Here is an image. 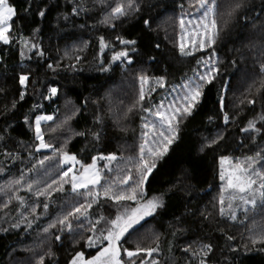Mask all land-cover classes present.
I'll use <instances>...</instances> for the list:
<instances>
[{
  "label": "trees",
  "instance_id": "16d2710c",
  "mask_svg": "<svg viewBox=\"0 0 264 264\" xmlns=\"http://www.w3.org/2000/svg\"><path fill=\"white\" fill-rule=\"evenodd\" d=\"M115 2L8 0L16 15L10 22V43H0V264H39L40 256L45 257L44 264H69L77 251L86 257L95 255L101 245L87 248L83 239L93 235L88 230L90 223L100 216L114 219L118 210L135 206L132 201L114 202L104 195L103 186L112 184L113 192L122 190L125 186L120 179L128 158L139 155L143 132H149L151 142V129L142 126L152 118L151 113L141 110V76L148 78L143 84L146 99L142 106L152 112L165 99L173 98V104H179L186 86L200 82L197 73H204L210 60L219 67V74L204 86L192 115L179 124V138L157 161L145 185L146 197L163 194L165 206L122 237L121 258L129 262L124 249L155 248L158 243V253L148 256L140 252L135 264L141 260L150 264L153 259L159 264H198V258L182 249L210 243L213 251L207 264H264V243H252L264 230V203L247 214L238 209L236 221L227 215V199L223 217L219 205L220 157L243 160L264 153V121L259 119L264 115V73L260 71L264 63V0H244L238 18L227 26L221 22L216 44L204 49L199 47L202 37L196 27L203 9L196 0H139V12L106 24L103 21L109 5L115 6ZM81 6L85 11L74 15L73 9ZM40 11L45 15L40 16ZM181 17L185 20L183 29ZM145 20L151 21L150 27L145 26ZM186 29L190 30L187 38L183 34ZM101 37L107 43L103 53ZM117 37L136 44H121ZM33 44L38 47L33 48ZM181 44L192 54L182 55ZM38 51L43 57L36 54ZM119 51H127L132 63L112 62V55ZM101 62L109 71L100 70ZM21 74L30 80L22 100ZM158 77H163V87L157 83ZM49 86L59 89L58 96L44 99ZM249 100L254 103L249 104ZM131 105L135 108L124 119ZM76 108L81 111L57 128ZM225 114L229 116L227 124ZM38 115L53 117L41 124L45 142L53 146L48 150L36 148ZM253 118L260 131H241ZM94 132L99 133V141ZM218 136L223 138L209 146ZM53 149L75 155L85 165L97 156L100 183L74 192L70 173L61 178L69 167L62 163L61 151ZM101 154H115L117 159H100ZM258 160L255 167L264 170V158ZM81 164H76V172ZM21 174V183L13 184ZM88 190L100 193L95 202L86 194ZM38 192L44 194L38 196ZM80 205H85L83 215H68ZM65 216L66 224H72L71 231L58 223L49 227ZM57 235L60 241L55 239Z\"/></svg>",
  "mask_w": 264,
  "mask_h": 264
},
{
  "label": "snow or ice",
  "instance_id": "6c2138e0",
  "mask_svg": "<svg viewBox=\"0 0 264 264\" xmlns=\"http://www.w3.org/2000/svg\"><path fill=\"white\" fill-rule=\"evenodd\" d=\"M100 3H103L104 0H99ZM196 4L200 9H203V15L196 22V27L200 30L198 35L202 38L199 41L200 49L207 47H212L216 44L217 39L220 35V24L223 22L227 26L233 19L238 18L241 9L245 7L244 0H196ZM110 7V12L105 16L104 23L111 24L115 20L121 18H126L129 15L135 14L141 10L139 0H116L115 6ZM27 11V9H26ZM80 11H85L81 6L79 9H73V14H78ZM16 15L15 9L8 3V0H0V43L5 45L10 43V30L13 17ZM40 16H44L43 11L39 12ZM180 26L183 29L185 27V20L183 17L180 18ZM191 23V21H189ZM145 26L151 25V21L145 20ZM114 27V24H113ZM23 44H27V41L20 38ZM121 44L125 45H135L136 41L134 40H124L120 37H117ZM38 47L33 44V48ZM107 47V43L104 38H100V50L103 53L104 49ZM158 47V45H157ZM135 51V49H132ZM180 52L182 55H191V52H186L183 44L180 46ZM37 55L43 57L44 53L38 51ZM23 50L21 51V56H23ZM215 55V53H213ZM77 60L80 59L79 56L76 57ZM121 61L127 60L128 63H132L131 58L128 56L127 51L115 52L112 55L111 61ZM49 68H53L52 64L48 65ZM101 71H109L108 67H104L101 62ZM219 67L216 66L213 62H209L208 69L204 73H197L199 76V81L195 83L194 86H186V91L181 97V102L179 104H170L168 108L161 110L162 105L157 108L155 113H152L156 119L153 121L143 123L145 129H151L152 138L149 143L148 137L149 132L145 131L142 133L143 143L140 145L138 157H129L127 161V166L124 169V175L120 179V184L125 187L122 190L113 192L112 184H105L103 186V193L105 196L112 199L114 202L120 201H132L134 207H125L123 212L118 210L115 218H105L100 216L95 223H90L89 231L93 233L91 236L84 237L87 248H96L97 245H101L99 250L95 255L91 257H86L83 251H77L72 256L69 261V264H135L134 258L138 253L144 252L148 256H152L153 253L159 252V244L155 248H143L137 246L133 250L124 249V254L129 258V262H123L121 258V239L129 232L130 229H133L134 226L139 225L141 221L145 220L146 217L153 216L158 209L164 207V198L163 194L159 196H152L147 198L145 195V185L149 181L150 176L153 174L154 169L157 167V161L162 159L164 155L168 152L169 147L179 138V124L180 122L188 116H191L194 108L200 101L202 96V89L206 84H211L213 80L216 79V76L219 74ZM261 73H264V63L260 66ZM214 73L216 75H214ZM141 90L139 94V102L141 103V110L143 112L151 113V109L143 107L142 102L145 101V90L143 84L148 82V78L141 76ZM157 83L163 87V77L156 78ZM19 85L21 86L20 99L22 100L25 96V90L27 89L30 80L27 74H21L19 76ZM202 82V83H201ZM261 87H264V82H262ZM154 90V89H153ZM259 91V89H258ZM49 95L44 96V99H51L52 97L58 96L59 89L57 87H48ZM71 103V101H67ZM249 104L254 103L253 100L248 101ZM221 111L224 108V98H220ZM15 106V105H14ZM135 105H131L127 108V111L124 112L123 118L127 119L129 114L133 112ZM81 111L80 108H76L71 116H67L64 121L58 124L56 127H62L64 124H67L75 115ZM27 117L25 121L27 122ZM119 119V118H118ZM142 121L145 119L141 117ZM211 119V117H209ZM260 120L264 121V115L259 117ZM53 117L50 115H38L35 117V139L39 141V144L36 145L37 151L40 149H49L52 148V144L45 142L44 135L42 133V121H51ZM229 121V116L224 115V122L227 124ZM97 122H100V118L97 117ZM51 131L55 132L56 128H51ZM241 131L244 132H259L260 129L257 128V119L253 118L247 122V126L242 128ZM75 135H87L86 132H76ZM93 137L99 141L100 136L98 132L92 133ZM222 136H218L216 139H213L211 144L217 142L218 139H222ZM54 152L61 151L60 149H53ZM62 163L72 162L73 164H81V162L75 157V155H70L67 152L61 151ZM100 159H107L109 161L116 160L117 157L115 154H109L105 157L103 154L100 155ZM258 158H264V153H256L255 157H246L243 160L236 158L233 160L228 156L220 157V172L219 179L222 181L219 205H220V215L223 217L225 215V201L227 199L228 204L227 208L229 209L227 215L228 217L236 221L238 219L236 211L233 210L235 205L234 201L239 200L243 205V211L245 214L249 211V206L255 208L257 206V196H259L260 201L264 203V170H260L255 165L259 162ZM228 164L227 170L225 169V164ZM97 156L92 157L91 164H81V167L84 169L79 175H73L71 177V186L72 190L75 192L77 189H88V185H97L100 183V174L96 169ZM105 167H108L106 164ZM72 169L69 168L66 172L62 173L63 177H66ZM23 180V174L17 180L12 181L13 184L19 185ZM179 182V181H178ZM55 183V181H53ZM64 183H69L68 180H64ZM28 188L31 189V185H28ZM51 188V185H49ZM227 193V196L225 195ZM43 192H38L37 195H43ZM92 198V202H95L97 197L100 195L99 192L92 193L90 190L86 193ZM21 205L23 206V201L21 200ZM4 207H7L5 203ZM47 209L48 205H44ZM87 207H91V203L87 204ZM85 208V205H80L75 208L73 212H70L68 215L80 214L83 215L82 209ZM35 213V209L32 210ZM68 216H65L53 224H50L49 227H54L56 223L60 224L63 227H67L69 231L72 230V224L66 221ZM103 224L104 227H98V225ZM18 226V225H14ZM29 226L30 223H29ZM63 227L60 229L63 231ZM45 232L48 231L47 228L44 229ZM179 231V229H177ZM176 235V232L173 233V236ZM57 241L61 240V236L57 235L55 237ZM156 240H159V236H156ZM107 242L106 245L104 242ZM264 243V230L260 234L252 239V243ZM186 253H190L193 259L198 258V264H207V257L209 253L213 251V247L210 243H202L198 246L197 249H192L191 245L182 249ZM49 255H52L49 251ZM45 257H39V264H44ZM141 264H144V261L141 260ZM150 264H159V262L153 259Z\"/></svg>",
  "mask_w": 264,
  "mask_h": 264
},
{
  "label": "rangeland",
  "instance_id": "374dc122",
  "mask_svg": "<svg viewBox=\"0 0 264 264\" xmlns=\"http://www.w3.org/2000/svg\"><path fill=\"white\" fill-rule=\"evenodd\" d=\"M188 31H190V30H187L186 29V31L184 32L183 31V34H184V36H185V38H187L189 35H190V32H188ZM188 46V45H187ZM166 101H164V102H162L160 105H158L157 107H155V109H153V111L151 112V118H152V120L151 121H153V120H155L156 119V117L152 114V113H155V111L157 110V108H159L161 105L163 106L162 108H161V110H163V109H166V108H168V106L170 105V104H173L174 103V101H173V98H169L168 100L167 99H165ZM44 122H46V121H42L41 122V124H43ZM148 131H150L151 132V130H148ZM41 151L42 150H48V149H40ZM64 165H68V167L69 168H71L72 169V171L71 172H69L70 173V177H72L73 175H79L80 173H82L83 171H84V169L83 168H81V170H80V172H76V170H75V166H76V164H73L72 162H68V163H63ZM91 164V163H90ZM227 168H228V164L226 163L225 164V169L227 170ZM96 169H97V164H96ZM221 183H222V181H221ZM94 185H92V184H89L88 185V188L89 187H93ZM71 189H72V186H71ZM81 190H86V189H77V191H81ZM227 196V195H226ZM237 207H236V212H238V209H240L241 211H243V205L241 204V202L239 201V200H236V201H234L233 202ZM262 202L260 201V198H259V196H257V205H259V204H261ZM249 209H253V208H251V206H249ZM146 218H148V217H146ZM145 218V219H146ZM254 219V218H253ZM142 222V221H141ZM252 225V224H251ZM99 227H104V225L103 226H101V225H99ZM135 227V226H134ZM131 230V229H130ZM105 243V245H106V241L104 242ZM127 257V256H126ZM128 258V257H127ZM129 259V258H128Z\"/></svg>",
  "mask_w": 264,
  "mask_h": 264
}]
</instances>
